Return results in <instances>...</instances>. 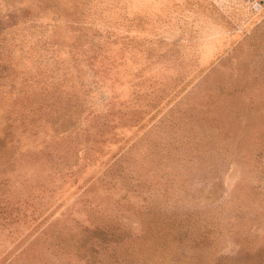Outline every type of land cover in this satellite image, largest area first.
<instances>
[{
	"label": "rangeland",
	"instance_id": "1",
	"mask_svg": "<svg viewBox=\"0 0 264 264\" xmlns=\"http://www.w3.org/2000/svg\"><path fill=\"white\" fill-rule=\"evenodd\" d=\"M0 264H264V0H0Z\"/></svg>",
	"mask_w": 264,
	"mask_h": 264
}]
</instances>
